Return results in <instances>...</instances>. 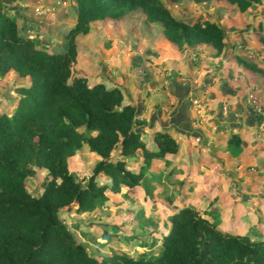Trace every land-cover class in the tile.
I'll use <instances>...</instances> for the list:
<instances>
[{
  "label": "trees",
  "instance_id": "obj_1",
  "mask_svg": "<svg viewBox=\"0 0 264 264\" xmlns=\"http://www.w3.org/2000/svg\"><path fill=\"white\" fill-rule=\"evenodd\" d=\"M69 1L75 3V23L63 33L64 47L48 50L21 33L18 22L25 10L14 14L0 0V78L15 72L26 80L13 88L17 96L11 100L12 113H0V264H264V240L223 231L191 206L166 216L169 228L157 253L95 258L78 244L61 217L62 209L92 214L108 204L107 192L118 195L123 187L133 191L152 181L148 174L152 159L177 152L178 144L168 133L156 132L157 149H149L141 139L136 107L123 104L119 88L90 84L87 77L73 75L76 36L88 33L104 18L117 19L140 8L146 22L159 23L165 38L180 50L210 43L220 54L226 43L219 24L201 19L185 23L163 0ZM227 1L241 12L263 3ZM237 61L264 73L254 62L240 57ZM240 143L239 137L231 136L232 154L239 153ZM82 146L99 157L84 184L68 167L69 158ZM138 151L142 162L132 171L128 159ZM34 168L47 170L38 196L30 194L24 183ZM101 174L109 177V183L97 181ZM144 188L155 190L150 184ZM156 245L152 239L149 248Z\"/></svg>",
  "mask_w": 264,
  "mask_h": 264
},
{
  "label": "crops",
  "instance_id": "obj_2",
  "mask_svg": "<svg viewBox=\"0 0 264 264\" xmlns=\"http://www.w3.org/2000/svg\"><path fill=\"white\" fill-rule=\"evenodd\" d=\"M163 1L185 23L201 19L219 24L223 51L217 54L210 43L180 50L165 38L159 23L146 22L137 8L117 19L104 18L76 36L73 74L87 77L90 84L119 88L123 104L136 107L141 139L149 149H157L156 132L175 139L177 152L152 159L148 171L159 180L157 197L167 194L171 204L180 199L168 214L191 206L221 230L229 226L227 232L243 234L238 227L245 226L246 218L264 221V141L258 136L264 119V73L237 57L264 68V0L244 12L227 0ZM5 5L25 10L18 27L34 34L38 44L48 50L64 47L63 33L75 23L74 2L7 0ZM8 75L20 79L15 72ZM232 135L241 141L237 155L228 145ZM140 154L128 164L140 166ZM177 184L181 188L175 195Z\"/></svg>",
  "mask_w": 264,
  "mask_h": 264
},
{
  "label": "rangeland",
  "instance_id": "obj_3",
  "mask_svg": "<svg viewBox=\"0 0 264 264\" xmlns=\"http://www.w3.org/2000/svg\"><path fill=\"white\" fill-rule=\"evenodd\" d=\"M21 33L25 34L23 28ZM38 45L46 48L41 44ZM19 80L14 75L0 78V113H12L13 101L11 100L17 96L13 88L16 84L22 83ZM116 153L114 151L112 156L116 157ZM140 156L139 159H141ZM97 161L98 157L90 152L87 146H82L69 158L68 167L76 180L84 184ZM128 167L134 171L139 168L133 162L129 163ZM34 170V174L27 177L24 183L30 194L38 196L43 191L47 170L44 168H34ZM97 181L109 183L110 179L101 174L97 176ZM149 182L135 187L133 191L123 187L118 195L107 192L108 204L96 209L92 214H76L71 209L63 208L61 217L74 233L78 244L83 246L92 257L99 258L109 254H126L137 257L143 253H157L160 249L161 237L168 231L166 214L169 210L179 206L176 202H180V199H176L171 204L173 199L168 201L165 194L161 193L162 196L157 197L154 189L145 190L144 186L150 184L155 187L159 180L154 178ZM177 185L175 195L180 192L181 188L180 184ZM143 195L146 198L142 197ZM151 211L154 213H150ZM207 213H210L211 217V212ZM215 217V221L218 222L221 214ZM258 222L264 221L255 219L251 223L246 218L242 222L245 226L238 227V231L248 234L252 239H259L262 235L264 236V226ZM223 230L230 231L231 228L226 226ZM152 239L156 240L157 245L149 248Z\"/></svg>",
  "mask_w": 264,
  "mask_h": 264
},
{
  "label": "built area",
  "instance_id": "obj_4",
  "mask_svg": "<svg viewBox=\"0 0 264 264\" xmlns=\"http://www.w3.org/2000/svg\"><path fill=\"white\" fill-rule=\"evenodd\" d=\"M29 38L31 39H35V35L34 34H30L28 35ZM258 136L259 138L264 141V119H262L260 122H259V125H258Z\"/></svg>",
  "mask_w": 264,
  "mask_h": 264
},
{
  "label": "water",
  "instance_id": "obj_5",
  "mask_svg": "<svg viewBox=\"0 0 264 264\" xmlns=\"http://www.w3.org/2000/svg\"><path fill=\"white\" fill-rule=\"evenodd\" d=\"M3 2H4L5 4H7V0H3ZM8 9H9L10 11H13L14 14H19V10H18L17 7H15V6L9 7Z\"/></svg>",
  "mask_w": 264,
  "mask_h": 264
}]
</instances>
